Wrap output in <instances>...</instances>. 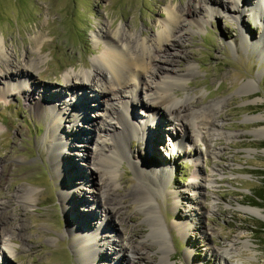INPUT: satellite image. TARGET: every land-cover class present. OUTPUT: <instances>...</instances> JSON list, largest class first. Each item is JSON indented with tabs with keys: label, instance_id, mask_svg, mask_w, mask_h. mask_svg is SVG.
<instances>
[{
	"label": "rangeland",
	"instance_id": "1",
	"mask_svg": "<svg viewBox=\"0 0 264 264\" xmlns=\"http://www.w3.org/2000/svg\"><path fill=\"white\" fill-rule=\"evenodd\" d=\"M187 1L0 0V40L12 55L15 71L23 69L22 63L34 65L31 80L37 84L35 93L14 92L6 100L0 99V160L6 164L7 171L0 185V193H4L0 202L8 200L0 210V229L8 234L0 242V264H163L159 262L163 251L160 238L147 235L148 221L143 209L129 195L131 187L138 183L131 162L124 160L117 167L119 196L124 201L122 214L116 219L120 222L117 228L121 229L118 234L116 227L101 226L106 217L104 212H94L96 207H102L92 197L97 194L95 187L103 177L95 175L92 183L83 174L73 175L79 171L78 165L89 172L90 165L84 161L83 152L87 147L96 151L97 143L105 138L95 120L101 111L98 106L87 108L86 105L87 122L77 119L70 126H60L62 139L77 143L72 149L70 146L69 150L62 149L65 154L70 153L69 157H63L66 163H62L71 175L67 177V187L75 194L69 204L76 209L75 217L95 224V230L101 227V231H94L102 244L93 259L85 262L76 254L72 245L74 235L66 229L67 211L64 212L59 196L62 186L49 158L47 124L52 110L45 102V111L36 113L28 103L35 100L30 96L37 97L44 89L58 87L63 92L53 102L74 113L78 105L75 93L82 92L77 85L84 84L71 81L74 93L70 87L65 89L63 81L87 69L92 58L101 52L103 43L94 38L98 29L106 30L108 26L116 30L124 25L148 39L166 17L167 5H185ZM226 1L240 14L239 19L234 12L222 8L219 14L206 16L200 31L187 29L189 24L184 21L173 48L168 51L178 54L173 68L183 71L190 62L196 65L188 82L174 89L177 97H184L187 92L192 102L198 99L203 104L224 98L219 124L224 125L222 131L234 132L235 136L210 137L208 147L203 141L194 140L172 150V140L181 135V126L168 125L167 111L161 108L153 125L148 126L153 129L149 141L135 136L129 142L132 158L146 165V159L156 152L153 163L167 164L170 168L166 184L153 189L154 206L168 240V264H264V219L238 209L240 204H245L259 206L264 211V198L257 196V190L264 184V133H254L258 128L264 131V60L249 46L263 34L264 18L260 21L253 14H246L253 8L251 2L257 0H241V6ZM211 4L218 6L219 2ZM201 14L197 10L193 16ZM240 29L247 30L249 35L242 36ZM3 58L0 55V63ZM142 77L143 83L135 86L143 88L145 79L153 86L152 78ZM247 80L254 84L251 94L240 90ZM87 84V96H92L95 90L90 82ZM123 95V91L117 97L112 95V102L122 107ZM134 111L136 121H148L149 111L139 107ZM255 115L260 117L250 118ZM69 131L78 133L72 138ZM139 133L145 132L139 130ZM192 187L198 198L189 190ZM19 188L33 191L29 200L16 196ZM198 204L201 211L195 209ZM182 222L192 228L185 231L178 228ZM103 233L113 238L129 237V243L136 245L141 253L135 255L133 263L120 260L126 257L124 249L107 244ZM10 235L16 238L12 242L8 240ZM3 241L9 246L7 260ZM243 241H248L249 246H242ZM230 242L239 251L225 260L216 256Z\"/></svg>",
	"mask_w": 264,
	"mask_h": 264
},
{
	"label": "bare ground",
	"instance_id": "2",
	"mask_svg": "<svg viewBox=\"0 0 264 264\" xmlns=\"http://www.w3.org/2000/svg\"><path fill=\"white\" fill-rule=\"evenodd\" d=\"M232 1H234L235 6H241V0ZM212 2H219V5L214 6L211 4ZM252 5V10L246 11V14L248 16L253 14L258 20H263L264 0H257L255 3L251 2L250 7H252ZM222 8L228 10L230 13H238L233 7L228 5L226 0H188L185 5L170 3L166 6V17L163 21H160L158 25L159 29H157L155 33H152L148 39L146 37H141L140 33L136 34L135 32L129 31L130 29L124 25L116 30L108 26L106 30L98 29L96 34H94V38L97 42L102 41L103 48L101 52L92 58L91 64L87 69L80 70L78 75H71L69 79L63 81L65 89L71 86V81L73 80L77 84H84L77 85V88L82 91L80 95L75 93V90L70 87L72 92L75 93V102L78 104L75 107L74 113L69 112L68 108L58 107L59 105L53 102V99L58 98L63 92V90L58 89V87L48 90L44 89L42 92L39 91L41 93H39L37 97L30 96V99L35 98L34 102L28 103L34 112H44L46 109L45 102L49 104L52 110L47 124V130L49 131V158L51 159L52 168L57 173L60 179V185L62 186L59 196L65 207V210L63 209L64 212L67 211L66 229L70 230L68 232L74 235L72 238V245L76 254H78L83 261H91L98 253V248L101 247L102 243L98 241L94 231H101V227L98 226L97 230H95L93 228L95 224L75 217L74 214L76 209L69 204V199L75 194L67 187V177L71 175L68 174L67 168L63 167L62 163H66L63 161V157H69L70 153L65 154L62 149L63 147L64 150L68 149L69 146L70 149H72L77 143L75 140L67 142L62 139V132L60 130L61 124H63V126H67V124L70 126V124L77 121V119H82L87 122V120H89V115H87L85 109L86 105L87 108L89 106L99 107L101 111L98 115H95V120L97 121L98 129L103 131L105 138L100 139L97 143L96 151L93 152L87 147L83 152L84 161H87V165H90L89 172L82 170L80 165H78L79 171L73 175L83 174L89 181H92V183L95 175L99 174L100 178L101 176L103 177L102 182L95 187L97 194H94V197H92L93 201L95 200V202H97V206L102 207H100L101 209L96 207L94 212L96 211V213L99 214V212L102 211L104 215H106L102 220L101 226L117 228L120 222L116 219L121 216L122 204L124 203L118 191L117 167L124 160L128 163L131 162L132 164H130L134 167L138 183L131 187L129 195L131 200L137 202L143 209L144 215L148 221L147 235L160 238V249L162 248L163 251L160 254L159 262L168 264L170 260L168 240L162 220L157 214L154 206L153 189H157L158 186L163 187L166 184L169 178L170 168L167 164L153 163V156L157 154L156 152H152V157L146 159V161H148L146 165L142 164L140 159H136V157L132 158L130 155L131 149L129 142L130 139L135 136L146 138L145 140L149 141V137L153 136L151 133L153 129H148V126L153 125L156 114L161 108L167 111L166 121L168 125L173 126L174 123L177 127L179 125L181 126V135L179 137L176 136V138L172 140V150H177L183 143L187 144L194 140H201L206 147H208L207 140H210V137L223 135L227 139H230L235 136L234 132L228 130L222 131L224 125L219 124V119L222 117L220 110L225 103L224 98L210 100L208 103L203 104L202 102L199 103L198 99L192 102V97L187 94V92L184 94V97H177L174 89L188 82L189 76L193 75L196 71V65L190 62L183 71L175 67L173 68L172 64L173 61H175L174 58L178 54L177 51H168L174 46L173 42H175V37L183 27L182 22L187 21L189 24L187 29L191 31L194 29L200 31L207 21L206 16L210 17L212 13L219 14ZM197 10L203 14L195 17L193 13ZM239 17L240 14H237L236 19H239ZM241 31L242 36L247 37L249 35L247 30L242 29ZM262 32L263 34H260L255 42H250L249 46L253 47L257 51L259 57L264 60V31ZM178 53L180 52L178 51ZM0 55L4 57L0 63V65H2L0 67V78L3 80L0 81V99L6 100L11 94H14V92H25L27 94V91L28 93L34 91L35 93L37 84L31 80L32 72L35 70L34 65L30 62L28 66L26 63H22L23 69L21 71L16 69L15 71L12 55L4 47L1 40ZM142 76L149 79L152 78L153 86L148 85L146 79L144 80L143 88L135 86V84L143 83L144 78ZM89 82L95 90L92 96H87L86 93L88 88L87 83ZM253 89L254 84L251 80L244 81L240 86V90L248 94H251ZM121 91L125 93V95H123L124 97L121 99L122 107L112 102V95L117 97ZM129 97H131V100H128ZM148 103H150L152 107H150ZM136 107H139L141 110L146 109V111L150 112V115L147 116L148 121L144 123L136 121L134 111ZM67 114H69V116H66ZM227 114H229V112L225 115ZM259 117L260 115L250 116L253 120ZM108 118L111 120H107ZM175 120H177V123H175ZM85 125L87 129V124ZM110 130H113V133H111ZM139 130L145 133L141 135ZM69 133V136L74 137L77 135L78 131H69ZM254 133L256 135L263 134V128L255 129ZM72 161L74 162V160ZM5 166L6 164L2 163V160H0V185L3 184L2 178L4 174L7 173ZM68 180L72 182L70 179ZM199 186H201V184ZM189 190L194 193L193 187ZM32 192L33 191L29 188H19L16 196L29 200ZM1 195L3 196L4 193L1 192L0 196ZM96 195H98V197H96ZM194 195L196 194L194 193ZM178 196H180V194H178ZM96 198H98V200ZM196 198H198L197 195ZM7 203L8 200L0 202V210L5 208ZM196 207V210L201 211L202 207L199 208V204ZM238 209L244 213L264 219L263 208L259 206L240 204ZM198 211H196L197 214L199 213ZM197 214H195V216ZM192 216L194 217V215ZM21 226L22 225L19 227ZM191 226L192 225L186 222H182L178 225V228L185 231L192 228ZM90 228L93 229L91 230ZM117 229L118 234L121 229ZM6 234L7 233L0 229V242L2 239L4 240ZM103 236L107 244L119 246L118 250L124 249L125 254L123 255H126V257H121L120 260H125L127 263H133L135 261V255H137L139 251L137 252L138 248L136 245L129 243V237L126 239L124 236L118 235L117 238H113L106 233H103ZM161 236L163 237L162 242ZM15 239L14 236L10 235L8 240L12 242ZM249 244L248 241L242 242V246L247 247ZM3 245L5 249V260H7L9 246L6 245L4 241ZM238 251L234 247V244L230 242L221 252H217L219 255L216 256L225 260L226 256ZM188 255L190 257V253H188L187 256ZM138 258L140 257L138 256Z\"/></svg>",
	"mask_w": 264,
	"mask_h": 264
},
{
	"label": "trees",
	"instance_id": "3",
	"mask_svg": "<svg viewBox=\"0 0 264 264\" xmlns=\"http://www.w3.org/2000/svg\"><path fill=\"white\" fill-rule=\"evenodd\" d=\"M262 172V171H261ZM264 175V174H263ZM264 182V181H263ZM257 193H258V197L261 199V198H264V184H262L261 188H259L257 190Z\"/></svg>",
	"mask_w": 264,
	"mask_h": 264
}]
</instances>
